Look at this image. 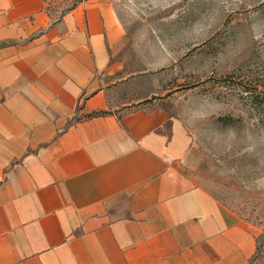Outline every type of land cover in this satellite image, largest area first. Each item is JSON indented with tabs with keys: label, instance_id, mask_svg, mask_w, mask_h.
<instances>
[{
	"label": "crops",
	"instance_id": "obj_1",
	"mask_svg": "<svg viewBox=\"0 0 264 264\" xmlns=\"http://www.w3.org/2000/svg\"><path fill=\"white\" fill-rule=\"evenodd\" d=\"M111 0H0V264H250L252 228L181 172L187 131L113 83Z\"/></svg>",
	"mask_w": 264,
	"mask_h": 264
},
{
	"label": "rangeland",
	"instance_id": "obj_2",
	"mask_svg": "<svg viewBox=\"0 0 264 264\" xmlns=\"http://www.w3.org/2000/svg\"><path fill=\"white\" fill-rule=\"evenodd\" d=\"M86 1L44 0L51 24ZM111 1L126 36L113 86L179 121L180 172L252 228L264 264V0Z\"/></svg>",
	"mask_w": 264,
	"mask_h": 264
}]
</instances>
